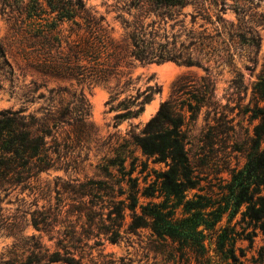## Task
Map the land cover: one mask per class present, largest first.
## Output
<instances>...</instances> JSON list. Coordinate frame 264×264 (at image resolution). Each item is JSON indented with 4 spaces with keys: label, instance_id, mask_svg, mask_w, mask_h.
Instances as JSON below:
<instances>
[{
    "label": "trees",
    "instance_id": "obj_1",
    "mask_svg": "<svg viewBox=\"0 0 264 264\" xmlns=\"http://www.w3.org/2000/svg\"><path fill=\"white\" fill-rule=\"evenodd\" d=\"M199 3L200 0L131 1L139 11L157 16L189 5L198 9L192 14V23L196 25L201 18L204 21L199 25L201 29H192L189 43L181 42L177 48L175 40L159 37L154 22L146 24L140 20H123L125 37L116 40L105 15L89 8L85 0H0L2 14L14 19L19 57L42 77L75 81L78 85H108L113 80L119 81L124 69L134 61L145 65L170 61L199 67L206 73L200 83L189 75L179 78L171 97L161 103L141 132L133 136L145 160L134 157L127 170L126 158L111 159L106 166L107 174L115 176L110 169L116 167L121 175L112 180L58 178L56 202L35 204V209L26 212L30 215L29 225L35 230L30 235L23 234L22 221L6 218L2 226L16 240L10 256H0V264H85L87 258L90 264H130L124 257L119 262L102 256L100 250L105 242L129 240L128 235L137 234L140 229H150L158 238L178 243L183 258L191 251L197 264H225L229 258L227 233L215 235L212 241L219 259L210 255L211 243H206L205 230H214L220 221L205 218L213 214L207 210L214 208V203L202 193L205 190L201 185L202 169L208 163L205 158L194 162L190 159L184 129L188 115L192 118L203 107L217 106L216 83L211 78L213 68L209 63L214 62L217 67L228 63L225 50L220 48L219 31L216 35L207 32V25L214 23L209 10L205 5L198 7ZM65 24L68 35L64 36L61 27ZM253 44L259 46L260 40L254 38ZM5 67L11 65L0 40V69ZM232 71L234 86L240 93H246L248 87L242 71L236 67ZM130 81L124 86H129ZM32 83L38 87L36 81ZM54 91L50 89V93ZM63 91L59 89L57 93ZM158 92V85L147 86L139 111ZM33 93L34 90L29 94ZM40 98L46 99V95L40 94ZM239 105L249 120L256 123L249 140L238 149L245 157L244 166L225 169L231 174L225 188L230 193L228 201L234 202L241 215L238 240H249L253 247L255 238L264 236V67L252 84L249 102L243 105L242 99ZM89 108L81 92L73 108L58 107L51 98L38 112L26 113L25 106L0 110V217L5 218L2 202L10 191L30 188L32 181L49 169L69 167L67 161L61 160V153L70 149L71 143L89 135ZM202 141L204 148L212 143V139ZM54 154L57 156L53 157ZM139 163L142 167L138 170ZM192 190L196 192L190 198L188 193ZM141 198L145 201L141 202ZM161 198L162 201H157ZM180 207L182 217L177 216ZM201 226L204 227L200 229ZM94 250H99L101 259L95 261L91 257ZM258 254L263 264L264 245ZM241 256L246 253L242 251ZM238 264H244L239 256Z\"/></svg>",
    "mask_w": 264,
    "mask_h": 264
},
{
    "label": "rangeland",
    "instance_id": "obj_2",
    "mask_svg": "<svg viewBox=\"0 0 264 264\" xmlns=\"http://www.w3.org/2000/svg\"><path fill=\"white\" fill-rule=\"evenodd\" d=\"M131 1L85 0L89 8L105 15L110 28L113 29L112 37L116 40H123L125 37L123 20H140L146 24L154 22L159 37L167 36L170 42L175 40L177 48H180L181 42L189 43L188 37L192 29H201L199 25L204 22L198 18L197 24L193 26L192 14H196L198 9L192 5L157 16L151 12L139 11L136 6L131 5ZM202 5L209 10L214 22L207 25V32L216 35L219 31L220 48L225 50L228 59V63L220 67L214 62L209 63L213 68L211 78L216 83L217 106L203 107L192 118L188 115L184 127L187 133L186 149L190 159L194 162L205 158L208 163L202 169L204 173L201 185L205 188L202 193L214 203V208L207 210L213 211V214L205 218L211 221L220 219L214 230H205L206 243H211L210 255L219 259L214 252L216 245L212 244V241L214 242L215 235L226 232L229 258L225 264H238V256L244 264H262L258 251L264 245V236L256 237L253 247L249 240H238V231L241 230L238 220L241 215L238 214V207L234 202L228 201L230 193L225 187L231 179V174L225 169L244 166L245 157L238 149L249 140L256 123L249 120L239 103L242 99L243 105L249 102L252 84L264 67V0H200L198 7ZM13 24L14 19L2 14L0 5V40L11 65V68L0 69V110L25 106L26 113L38 112L40 108L48 105L51 98L58 107L73 108L77 104V96L82 92L88 101L90 112L87 118L89 135L71 143V148L61 153V160L67 161L69 167L52 168L42 172L32 181L30 188L14 189L4 198L2 206L5 218L0 217V256L5 257L10 256L16 240L6 231L5 226H2L6 218L22 221L25 228L23 234L30 235L35 230L29 225L30 215L26 212L35 209V204L42 206L56 202L58 178L62 181L86 178L112 180L121 175L116 167L110 169L115 176L111 178L107 174L106 166L111 159L117 156L126 158L127 170L134 157L145 160L140 148L135 145L133 136L141 132L145 123L157 113L161 103L171 97L173 85L179 78L189 75L200 83L201 78L206 75L202 68L187 67L170 61L146 65L134 61L130 67L124 69L125 74L119 81L113 80L108 85H78L75 81L42 77L27 67L26 61L19 57L18 38ZM61 28L62 34L68 35V25L65 24ZM254 38L260 40L259 46L253 44ZM233 67L242 71L244 83L248 87L246 93H240L234 86ZM130 79L131 84L124 86ZM33 81H36L38 87ZM149 85H158L160 92L155 93L139 111L140 103L146 95L144 91ZM53 88L55 91L50 93ZM59 89L65 91L57 93ZM33 90L34 93L29 94ZM74 93H77V96H74ZM26 94H29L27 98ZM40 94H45L46 99L40 98ZM27 99L33 101L28 102ZM137 112L138 114H135ZM119 114L122 117L117 118ZM66 130H70V127ZM205 135L208 137L205 138ZM203 139H212V143L204 148ZM52 156L56 157L57 154ZM139 164L138 170L142 167L141 163ZM152 165L151 163L150 166ZM155 166L161 168L164 165ZM134 175L138 173L135 172ZM142 179L143 177L140 179L141 186ZM195 192L196 190L190 191L188 197H193ZM162 200L163 198L157 201ZM140 201L144 202L145 199L141 198ZM182 210L183 207L178 209V217L183 216ZM128 239L116 244L105 242L100 250L102 256L117 259L119 262L120 258L124 257L125 262L130 264H197L191 251L183 258L177 248L178 243L171 239L158 238L150 229H140L137 234H129ZM242 251L246 253L245 257L241 256ZM91 257L95 261L101 259L99 250H94ZM89 259L85 260V264L91 263Z\"/></svg>",
    "mask_w": 264,
    "mask_h": 264
}]
</instances>
